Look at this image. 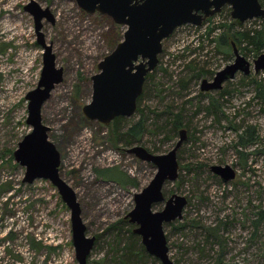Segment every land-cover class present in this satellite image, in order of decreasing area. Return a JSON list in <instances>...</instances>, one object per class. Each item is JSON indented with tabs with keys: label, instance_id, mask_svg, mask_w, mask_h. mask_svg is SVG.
Segmentation results:
<instances>
[{
	"label": "rangeland",
	"instance_id": "obj_1",
	"mask_svg": "<svg viewBox=\"0 0 264 264\" xmlns=\"http://www.w3.org/2000/svg\"><path fill=\"white\" fill-rule=\"evenodd\" d=\"M29 1L0 0V180L13 185L0 194V264H78L69 207L51 181L24 182L26 168L14 158L19 142L32 131L26 95L37 87L43 67L34 17L23 8ZM36 1L56 16L55 23L44 18L42 31L64 78L43 104L42 117L61 153V176L78 195L88 235L96 236L87 264H122L120 249L136 226L126 215L135 207V194L157 172L152 162L127 149L141 144L153 153L168 152L179 134L168 140L165 133L150 131L158 122L155 113L167 110L182 111L188 131L178 151L179 176L163 187L166 199L173 193L188 199L182 218L164 226L170 257L178 264H264V214H259L264 212V98L255 96L253 81L264 82V70L255 73L254 51L239 48L252 63L250 74L240 71L220 89L201 90L203 78L212 80L234 60L232 48L229 54L216 50L205 36L208 25L218 27L216 35L226 29L219 23L234 19L231 6L225 5L202 26L177 27L163 41L141 103L148 113V131L140 143L126 145L121 139L114 142L110 124L88 119L82 109L92 100L98 63L122 40L127 27L106 14L88 13L76 0ZM263 23L264 18L257 17L233 30L261 28ZM203 40L204 48H197ZM199 69L205 75L197 76ZM184 80L187 87L182 88ZM212 98L217 102L209 111ZM139 117V112L126 117L121 131ZM248 126L257 140L244 147L239 134ZM216 164H229L236 177L223 182L210 169ZM165 204L157 203L154 209ZM218 224L220 241L207 230ZM141 246L136 234L133 249ZM128 264L162 263L144 255L133 256Z\"/></svg>",
	"mask_w": 264,
	"mask_h": 264
},
{
	"label": "water",
	"instance_id": "obj_2",
	"mask_svg": "<svg viewBox=\"0 0 264 264\" xmlns=\"http://www.w3.org/2000/svg\"><path fill=\"white\" fill-rule=\"evenodd\" d=\"M88 13L106 14L127 28L115 48L98 63L99 71L92 76L93 95L84 105L83 114L90 120H98L108 126L116 117H129L137 112L138 98L144 92L146 76L159 63L163 41L175 29L184 24L202 26L204 22L225 5L232 8L231 15L239 23L257 17L264 18V6L260 0H76ZM25 10L34 17L37 43L42 46L43 67L37 87L30 90L27 123L32 131L24 136L14 151L15 160L24 166V182L47 179L57 188L62 200L71 211L72 237L78 264H87L96 243V236H89L82 217V208L75 189L60 173L61 153L49 137L50 126L44 123L42 107L56 84L62 82L64 69L57 66L52 43H48L43 28L44 18L55 23L56 16L50 7L43 8L36 0H30ZM234 60L218 70L212 80L203 78L201 89H220L224 82L233 79L238 72L250 74L252 63L233 48ZM255 73L264 70V52L254 60ZM188 137L185 127L179 130V139L166 153L157 154L141 144L127 149L143 161L152 162L157 172L141 192L135 194V207L126 215L136 226L134 233L141 237L147 252L162 264H178L169 255L168 239L164 229L183 216L188 202L184 195L171 194L166 199L163 187L167 181L179 176L178 151ZM212 172L228 182L236 177V170L226 165H212ZM166 199V200H165ZM166 201L165 207L155 210L157 203Z\"/></svg>",
	"mask_w": 264,
	"mask_h": 264
},
{
	"label": "trees",
	"instance_id": "obj_3",
	"mask_svg": "<svg viewBox=\"0 0 264 264\" xmlns=\"http://www.w3.org/2000/svg\"><path fill=\"white\" fill-rule=\"evenodd\" d=\"M262 5L264 6V0H260ZM212 19V18H211ZM211 19L207 20L210 21ZM243 23L237 22L235 19L231 20V23H226L225 21L219 23L220 27H223L225 30L220 34H214L216 28V25H208L207 27V34L205 35L208 42L211 41V44H214L215 49L219 51H225L227 54L231 51L230 49L234 48V45L240 48L241 50H250L254 51L255 56L257 57L261 50L264 48V23L261 28H254V29H235L234 27H242ZM216 35V36H215ZM204 40L202 42H199L197 44V48H204ZM245 44V45H244ZM251 46V47H249ZM191 68H195V65L187 64ZM208 72V71H206ZM205 75V71L200 69L197 71V76ZM153 74L149 73L146 76V81L144 84V92L142 95L138 98V109L137 112H139L140 117L135 122L130 123L127 125L126 129L121 131L122 125L120 124L121 121H123L126 117L124 116H118L116 117L109 125V133L111 138L114 140L115 143H118V141L121 139L123 140L126 145H132L134 143H140L144 137V134L148 131V123H147V117L148 113H146L145 109L141 107L142 99L144 97V93L146 90V82L150 80V77H152ZM256 84V97H263L264 98V82L258 79L253 80ZM181 87L185 88L187 87V81H180ZM216 99L212 98L210 107H207V110L211 111L213 104H216ZM216 106V105H215ZM156 119H158L157 123H154V129H151L150 131L152 133H165V139L171 140L174 136L179 134V130L186 125L184 122V116L182 114V111L177 112H170V110L164 111L162 113H155ZM166 115L163 119H160L162 116ZM160 121H163L160 123ZM240 129H237L239 131ZM257 137L253 134V130L251 126H248L247 129L243 130L239 134V144L243 145L244 147L250 145L251 143H256ZM2 169V167H0ZM108 171V170H107ZM105 170H100V174H104V172H107ZM117 180L120 181L118 178ZM13 189L12 183L8 181H2L0 180V194L4 192H10ZM8 202H5V205L8 206ZM259 214H264L263 211H260ZM264 216H260V218H263ZM259 222V219L257 220V223ZM209 236L214 237L218 241H220V224L216 226L207 227ZM131 234L129 235L130 241L125 246V248H121L122 254L120 255V261L122 264H128L133 256H151L148 252L145 251L143 245L141 246V249L135 251L133 249L135 245V237L136 234L133 230H130ZM120 250H116L119 252ZM118 254V253H117Z\"/></svg>",
	"mask_w": 264,
	"mask_h": 264
},
{
	"label": "flooded vegetation",
	"instance_id": "obj_4",
	"mask_svg": "<svg viewBox=\"0 0 264 264\" xmlns=\"http://www.w3.org/2000/svg\"><path fill=\"white\" fill-rule=\"evenodd\" d=\"M24 9H25V5H24V7H23ZM43 25H44V21H43ZM6 45H8V44H6ZM202 90V89H201ZM237 174V173H236ZM135 228V227H134ZM133 228V229H134ZM136 234V233H135ZM141 238V237H140ZM142 242V241H141ZM143 245V244H142ZM143 247H144V249H145V251L147 252V250H146V248H145V246L143 245ZM151 255V254H150ZM152 256V255H151ZM155 257V256H154Z\"/></svg>",
	"mask_w": 264,
	"mask_h": 264
}]
</instances>
